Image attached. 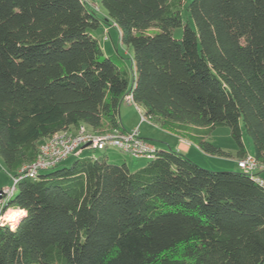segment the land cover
Listing matches in <instances>:
<instances>
[{
  "label": "trees",
  "instance_id": "trees-1",
  "mask_svg": "<svg viewBox=\"0 0 264 264\" xmlns=\"http://www.w3.org/2000/svg\"><path fill=\"white\" fill-rule=\"evenodd\" d=\"M101 6L106 18L86 0H0V158L11 173L61 132L124 133L127 98L213 156L230 157L211 142L228 127L237 158L247 137L264 166V0ZM109 22L133 47L131 67L104 54L95 31ZM154 146L137 170L82 154L19 181L0 215L29 214L0 228V264H264V186Z\"/></svg>",
  "mask_w": 264,
  "mask_h": 264
},
{
  "label": "rangeland",
  "instance_id": "rangeland-1",
  "mask_svg": "<svg viewBox=\"0 0 264 264\" xmlns=\"http://www.w3.org/2000/svg\"><path fill=\"white\" fill-rule=\"evenodd\" d=\"M89 6L94 9L101 18H106V12L101 6V0H86ZM95 34L100 42V45L106 56H111L118 64H125L131 67L133 64V47L127 46L121 42L119 29L113 23L109 22L103 28L95 31ZM183 29L178 28L174 30V37L181 38ZM142 112H144L142 110ZM144 113L136 108L133 102H123L120 108V117L123 126L126 129H132L134 126L140 127L141 136L149 139L151 143L161 148H168L174 145L173 134L160 128L155 122L145 117L142 121ZM211 142L220 147L223 151L230 154V157H219L205 153L198 147L194 149L193 153L186 155L192 162L198 166L218 172H242L237 166V147L234 142L230 129L228 127L217 128L212 135ZM247 150H253L251 140L244 138ZM107 156L110 163L124 164L126 163L131 169L137 170L146 166L150 159H135L115 148H108L106 150L87 149L84 151L81 158L85 157H102ZM75 161L70 158L66 165L69 166ZM15 174L11 173L2 163H0V188L3 186H12V177ZM264 179V175H263Z\"/></svg>",
  "mask_w": 264,
  "mask_h": 264
},
{
  "label": "built area",
  "instance_id": "built-area-1",
  "mask_svg": "<svg viewBox=\"0 0 264 264\" xmlns=\"http://www.w3.org/2000/svg\"><path fill=\"white\" fill-rule=\"evenodd\" d=\"M126 101L133 102L131 98H127ZM136 108L143 114L139 106L136 105ZM143 120L145 121L144 116ZM108 148H115L135 159H151L156 150L153 144L140 136L139 127L124 133L96 134L83 126L75 130L61 132L47 139L39 147L34 162L24 165L16 172L12 177L13 185L6 186L1 190V199L12 197L17 184L23 179L36 180L42 173L66 163L70 158H79L87 149L106 150ZM237 166L242 172L254 176L256 181L264 186V180L258 175L264 166L254 157L248 155L243 159H238Z\"/></svg>",
  "mask_w": 264,
  "mask_h": 264
},
{
  "label": "crops",
  "instance_id": "crops-1",
  "mask_svg": "<svg viewBox=\"0 0 264 264\" xmlns=\"http://www.w3.org/2000/svg\"><path fill=\"white\" fill-rule=\"evenodd\" d=\"M137 127H139V126H137ZM134 128H136V127L134 126L132 129H134ZM132 129H126V131H129V130H132ZM139 130H140V127H139ZM140 136H141V133H140ZM141 137L144 138L147 141H150L149 139H147V138H145L143 136H141ZM172 138H173V141H174L173 147H175L176 149H178L179 151H181L185 155H190V153H193L194 149L197 148L196 145H194L190 140L186 139L185 137H182V136H178V135L173 134V137ZM248 155L254 157L253 150H248ZM0 163H2L3 166H5V164H4V162H3V160L1 158H0ZM258 175L263 179L264 170H260L258 172ZM3 188H4V186L2 188H0V189L2 190Z\"/></svg>",
  "mask_w": 264,
  "mask_h": 264
},
{
  "label": "clouds",
  "instance_id": "clouds-1",
  "mask_svg": "<svg viewBox=\"0 0 264 264\" xmlns=\"http://www.w3.org/2000/svg\"><path fill=\"white\" fill-rule=\"evenodd\" d=\"M28 210L18 206L8 207L3 215H0V228L9 227L11 231H15L16 224L20 218L28 216Z\"/></svg>",
  "mask_w": 264,
  "mask_h": 264
},
{
  "label": "bare ground",
  "instance_id": "bare-ground-1",
  "mask_svg": "<svg viewBox=\"0 0 264 264\" xmlns=\"http://www.w3.org/2000/svg\"><path fill=\"white\" fill-rule=\"evenodd\" d=\"M15 222V221H14Z\"/></svg>",
  "mask_w": 264,
  "mask_h": 264
}]
</instances>
